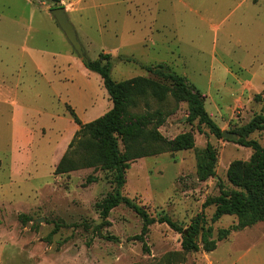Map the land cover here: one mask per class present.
Segmentation results:
<instances>
[{
	"label": "rangeland",
	"instance_id": "obj_1",
	"mask_svg": "<svg viewBox=\"0 0 264 264\" xmlns=\"http://www.w3.org/2000/svg\"><path fill=\"white\" fill-rule=\"evenodd\" d=\"M58 6L88 59L113 55L115 80L158 79L142 65L166 63L206 95L212 120L235 138L192 118L171 91L163 101L140 98L133 111L153 115L148 129L192 146L130 161L121 191L136 207L104 213L114 172L84 167L80 147L69 149L80 126L67 104L87 123L112 101L52 15ZM260 116L247 139L264 147V0H0V264H264V220L224 237L239 217H216L215 202L240 190L228 170L254 159L237 140ZM210 152L214 173L202 179ZM64 156L80 167L57 173ZM164 216L182 227L199 216L200 249L186 250Z\"/></svg>",
	"mask_w": 264,
	"mask_h": 264
},
{
	"label": "trees",
	"instance_id": "obj_2",
	"mask_svg": "<svg viewBox=\"0 0 264 264\" xmlns=\"http://www.w3.org/2000/svg\"><path fill=\"white\" fill-rule=\"evenodd\" d=\"M52 1L60 2V0ZM112 58L111 53L102 52L98 58L84 62L86 67L101 76L113 103L112 107L99 118L84 123L78 117L75 109L67 104L70 116L80 126L69 149L75 151L77 145L80 147L79 152L83 154V164L81 165L84 167L99 166L114 172L116 184L113 192L102 204L104 213L121 203L129 206L134 205L133 201L123 196L121 191L126 181L127 170L130 168V161L166 151L188 149L192 146V141L188 138L169 140L164 138L157 128L148 129L149 123L153 121L151 119L153 115L149 113L137 114L133 111L137 108L140 98L153 97L163 101L167 97V93L171 91L176 97L190 103L192 118H199L202 123L210 127L213 133L223 136V131L212 120L205 108L206 95L189 84L187 78L177 73L170 65L166 63L142 65V68L158 79L136 76L117 81L112 77ZM127 61H131V59H127ZM259 119H262L261 116L245 126L239 132L240 138L237 140L241 145L250 146L256 150L254 159L250 162L235 160L228 170L230 181L240 190L231 191L215 201L217 204L216 217L223 214H236L239 217L237 225L223 230L224 237L230 234L231 229H241L264 220V147L257 141L247 139L248 133L254 130L257 123H260ZM210 158L212 162L200 163L199 171L202 179H206L214 173V152H210ZM79 167L80 165L69 161L64 156L56 172L64 173ZM141 213L147 220L148 216ZM162 221L167 222L174 230L181 233L183 246L186 250L198 251L200 249L197 237L203 230L204 223L199 216L187 227L179 226L168 216H164ZM204 248L206 251L214 250L216 243L206 244Z\"/></svg>",
	"mask_w": 264,
	"mask_h": 264
},
{
	"label": "water",
	"instance_id": "obj_3",
	"mask_svg": "<svg viewBox=\"0 0 264 264\" xmlns=\"http://www.w3.org/2000/svg\"><path fill=\"white\" fill-rule=\"evenodd\" d=\"M51 13L54 16V18L57 20L59 26L64 31L67 39L69 40V42L71 43L77 54L84 61L88 62L89 59L84 51L82 43L78 38L77 30L75 29V27L73 26V24L71 23L68 17L66 7L59 6L56 8H52ZM223 136L227 138H235L234 133L228 131H223Z\"/></svg>",
	"mask_w": 264,
	"mask_h": 264
},
{
	"label": "crops",
	"instance_id": "obj_4",
	"mask_svg": "<svg viewBox=\"0 0 264 264\" xmlns=\"http://www.w3.org/2000/svg\"><path fill=\"white\" fill-rule=\"evenodd\" d=\"M254 2H258V0H254ZM140 7H141L140 5L136 6V10H134V11H135V12H138V10L141 9ZM66 10H67V9H66ZM67 13H68V11H67ZM150 29H152V27H151ZM150 31H151V30H150ZM152 31H153V29H152ZM77 34H78V33H77ZM66 56L69 57V58H73V57H74V56L69 52V50L67 51ZM69 58H68V59H69ZM109 99H110V98H109ZM112 105H113V103H112Z\"/></svg>",
	"mask_w": 264,
	"mask_h": 264
}]
</instances>
